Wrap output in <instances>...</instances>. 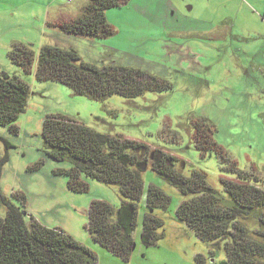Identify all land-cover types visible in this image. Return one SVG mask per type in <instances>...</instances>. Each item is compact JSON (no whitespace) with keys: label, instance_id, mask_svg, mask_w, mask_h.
I'll return each mask as SVG.
<instances>
[{"label":"rangeland","instance_id":"rangeland-1","mask_svg":"<svg viewBox=\"0 0 264 264\" xmlns=\"http://www.w3.org/2000/svg\"><path fill=\"white\" fill-rule=\"evenodd\" d=\"M86 1L0 0V72L15 74L29 85V105L16 120L17 133L0 125V158L7 153L1 194L25 209L26 220L30 215L88 246L96 264H227L222 246L210 252L208 244L176 220L174 210L182 195L149 166L143 172L129 259L100 246L87 231V208L93 199L117 208L118 188L83 175L86 189L68 188L59 169L69 163L46 155L41 124L46 114H60L102 133L161 147L176 157L180 173L189 176L196 169L207 184L223 192L220 177L235 178L232 171L221 169L228 161L222 163L213 148H197L192 138L194 123L207 120L214 124L212 137L225 157L264 188V0H123L104 11L113 33L103 37L69 34L47 24L59 14L79 15ZM10 40L34 50L29 73L9 60L10 47L2 42ZM45 43L73 48L82 60L99 66L141 69L172 86L131 99L75 94L58 81L35 79L36 56ZM149 184L162 188L170 203L166 210H154L164 221V235L144 246L139 236ZM4 213L0 202V216Z\"/></svg>","mask_w":264,"mask_h":264},{"label":"trees","instance_id":"trees-1","mask_svg":"<svg viewBox=\"0 0 264 264\" xmlns=\"http://www.w3.org/2000/svg\"><path fill=\"white\" fill-rule=\"evenodd\" d=\"M123 0H87L77 16H60L47 24L80 36H107L113 29L104 11ZM9 60L29 73L34 60L30 44L13 42L7 52ZM36 80L58 81L75 94L102 100L112 94L134 98L146 91L171 88L164 78L135 67L114 63L96 65L81 59L73 48L45 43L39 47L34 69ZM29 85L15 74L0 72V125L17 133L16 120L26 109ZM206 124L205 128L201 125ZM214 124L207 120L194 123L192 138L197 148H213L223 163V170L235 178L220 177L223 192L205 181L202 172L193 169L185 176L175 168L176 157L161 147L102 133L74 118L46 114L41 124L44 152L54 161H66L59 169L67 176V186L81 191L87 188L81 175L107 185H115L121 196L116 208L102 199H93L87 208L86 228L100 246L128 260L133 248L132 231L136 225L137 206L144 192L143 172L147 166L173 186L182 199L174 210L176 220L191 228L195 236L210 246H221L227 264H264V188L257 178H250L225 157L224 149L212 137ZM7 153L0 158L1 165ZM5 213L0 216V264H96L95 253L60 228L41 224L32 216L25 219V209L13 204L0 192ZM170 196L159 186L149 184L145 190V212L140 243H155L164 235V221L154 213L166 210ZM195 259L202 263L201 256Z\"/></svg>","mask_w":264,"mask_h":264},{"label":"crops","instance_id":"crops-1","mask_svg":"<svg viewBox=\"0 0 264 264\" xmlns=\"http://www.w3.org/2000/svg\"><path fill=\"white\" fill-rule=\"evenodd\" d=\"M60 16H70V17H74V15H70V14H59L58 17ZM15 40H10V41H5V42H2V43H5V45H8V47H10V45L14 42ZM29 105V99H28V102H27V105H26V109Z\"/></svg>","mask_w":264,"mask_h":264}]
</instances>
